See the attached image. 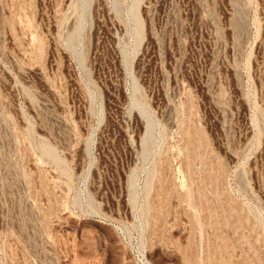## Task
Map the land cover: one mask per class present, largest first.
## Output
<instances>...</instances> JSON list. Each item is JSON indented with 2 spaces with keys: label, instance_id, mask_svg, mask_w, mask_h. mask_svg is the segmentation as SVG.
Listing matches in <instances>:
<instances>
[{
  "label": "rangeland",
  "instance_id": "374dc122",
  "mask_svg": "<svg viewBox=\"0 0 264 264\" xmlns=\"http://www.w3.org/2000/svg\"><path fill=\"white\" fill-rule=\"evenodd\" d=\"M0 264H264V0H0Z\"/></svg>",
  "mask_w": 264,
  "mask_h": 264
}]
</instances>
